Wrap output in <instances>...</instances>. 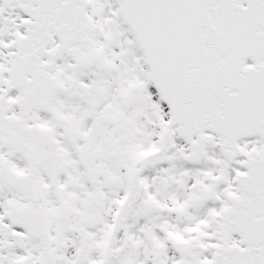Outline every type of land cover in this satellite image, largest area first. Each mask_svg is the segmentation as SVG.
Here are the masks:
<instances>
[{"label": "snow or ice", "instance_id": "1", "mask_svg": "<svg viewBox=\"0 0 264 264\" xmlns=\"http://www.w3.org/2000/svg\"><path fill=\"white\" fill-rule=\"evenodd\" d=\"M0 264H264V0H0Z\"/></svg>", "mask_w": 264, "mask_h": 264}]
</instances>
